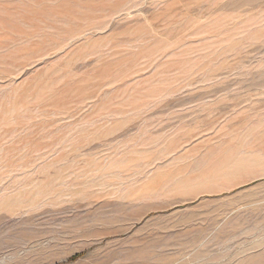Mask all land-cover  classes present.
Instances as JSON below:
<instances>
[{"label": "rangeland", "instance_id": "obj_1", "mask_svg": "<svg viewBox=\"0 0 264 264\" xmlns=\"http://www.w3.org/2000/svg\"><path fill=\"white\" fill-rule=\"evenodd\" d=\"M0 264H264V0H0Z\"/></svg>", "mask_w": 264, "mask_h": 264}]
</instances>
